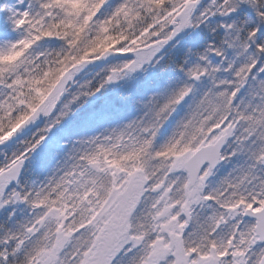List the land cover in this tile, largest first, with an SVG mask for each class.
Instances as JSON below:
<instances>
[{"label": "snow or ice", "instance_id": "obj_1", "mask_svg": "<svg viewBox=\"0 0 264 264\" xmlns=\"http://www.w3.org/2000/svg\"><path fill=\"white\" fill-rule=\"evenodd\" d=\"M216 16L232 21L219 25L226 38L180 67L187 82L153 97L147 120L50 169L55 146L40 149L73 105L160 64L182 33ZM41 42L62 45L38 51ZM109 57L123 62L103 83L77 84ZM251 83L259 102L242 108ZM40 123L21 148L17 138ZM239 157L251 165L217 181ZM0 264H264V0H0Z\"/></svg>", "mask_w": 264, "mask_h": 264}, {"label": "rangeland", "instance_id": "obj_2", "mask_svg": "<svg viewBox=\"0 0 264 264\" xmlns=\"http://www.w3.org/2000/svg\"><path fill=\"white\" fill-rule=\"evenodd\" d=\"M203 3L206 6H210L212 3V0H203ZM231 22L232 21L226 17H219V16L209 17V18H207L206 23L202 24L200 27H198L196 29H189L187 32L182 33L181 36H179L177 38V41L174 42V44H175L174 51L169 53L170 54L169 57L174 55L176 60L179 61L180 65H178V68H176V69L167 71L169 73L168 78L165 80V81H167V83L165 84L164 87H162L160 89V91L159 90L153 91V96L157 95L158 99L162 98V99L166 100L168 96L172 95L173 92L177 91L180 87H182L187 82V76H186V71H180L179 70L180 67H185V69H186L187 67L194 66L198 62L199 56L204 54L207 51L209 45L215 43V40L213 39V37H215L217 34L220 35L221 39H225L227 36V33L225 32L224 29L220 28L219 25H222L224 23H231ZM240 23H242V21ZM194 35L197 36V38H196L197 42H196L195 46L193 45V40L189 44L185 45V43H186L185 40L193 37ZM15 38H18V37H16L14 34L13 39H15ZM172 48L173 47H171L170 49H168V48L165 49L162 54L165 55V53L167 51L171 50ZM178 53H181V54H178ZM229 58L231 59L232 57L230 56ZM209 60L212 63H216V59L214 57H212L211 55H209ZM122 62H123L122 58L109 57L103 61H98L94 64L88 65L77 75V77H76L77 84L78 85H90L91 88L95 89L101 83H103L105 81L110 70L113 67H118ZM152 67H148L146 69V71H139L137 73L132 74L129 77H125L123 79H120L117 82H114L111 84H105L103 89H101L100 92L95 94V96H94L95 99L93 98L94 100H89V99L83 98L84 101H87V103L85 105L94 106L96 104H99L101 101V97L99 95L103 94L102 97L103 96L106 97L105 94L109 92L110 93V95L108 94L109 96H113L114 99L118 98V101L116 104L117 108L122 107L124 105L125 99H123L120 95H118V97H117L118 92L127 91L128 89L132 88L130 86H134L136 84L141 85L143 83V81H147L148 77L150 75L154 74L155 70H158V68H157V69H153L151 71ZM133 78L136 79L134 82L130 83L127 86H122V87H120V89H115V87H117L118 85H120V84L122 85V83H125L128 80H131ZM225 78H227V74H225ZM255 88H256L255 83H251L247 88L242 90V99L244 100V104L242 105V108H247V106L250 102L253 104H256L259 102L258 97H256V98L253 97V89H255ZM76 90H77V88L74 87L73 91L75 92ZM122 95H123V93H122ZM160 95H162V96H160ZM192 102H193V97L190 96L183 104H181L177 108V111L174 114L173 118L164 126L163 129H161V136L158 139L164 140V138L161 139L162 135L166 134L168 129L174 130L176 123H178L179 119L188 112L189 107L192 104ZM130 104L133 105V106L130 105V108L128 110L129 113H131V114L129 115L130 117L123 122V126L120 124V126L116 130L107 129L105 134H111L112 132L121 130V128L123 129L125 126H127L130 123H133L134 121L141 120V117H139V113L142 112L149 105V102H148V98L144 99L143 97L142 98L139 97V98H135ZM77 106L78 105H73V111L71 113L76 112V111L78 112L80 110L79 108L76 109ZM103 107H104V110L109 109V106L107 104H104L102 106H100V104H99V107L95 106L97 111L101 110V108H103ZM148 116H150V112L148 113L147 117ZM41 125H42V123L37 124V125L33 126L32 128H30L29 130H27L22 135H20L17 138L18 145L22 148L23 145L21 142L24 140H27V139H31L32 135H34L36 132L39 131ZM60 125H62V124H59V126ZM59 126L58 127L56 126L52 130V132L49 134L48 140L41 147L40 152H42L46 148L48 149L49 146H54L55 138L58 135L56 130H57V128H59ZM167 126H170V127H167ZM96 137H100V136H96ZM93 138H95V136L85 137L84 142H82V140H81V142L79 141V142L73 143V144L67 146V148L66 147L63 148L64 145L57 146L58 149H56L55 154H57L59 152L64 156L60 160L58 167L70 165L72 163V161L70 160V156L73 154L74 150H80L84 147H87L86 142L93 139ZM51 142H52V144H51ZM253 147L255 148L256 146L254 145ZM60 149H62V150H60ZM228 162L230 164L234 163V170L232 169V171H231V173L233 175H234V173L236 175L241 173V172L235 171L236 168L237 169H243L244 165H251V162L247 157L233 158L232 160H229ZM56 168H53V170H55ZM233 171H234V173H233Z\"/></svg>", "mask_w": 264, "mask_h": 264}, {"label": "trees", "instance_id": "obj_3", "mask_svg": "<svg viewBox=\"0 0 264 264\" xmlns=\"http://www.w3.org/2000/svg\"><path fill=\"white\" fill-rule=\"evenodd\" d=\"M193 38H197V36L194 35L193 37L186 39L185 45L192 42ZM61 45H62V42H58L56 45H51L45 42H41V48L38 51H58ZM171 47L172 46H169L168 49H170ZM178 54H181V53H178ZM178 65H180L179 61L176 60L174 55L170 57L168 56L167 58L163 60V62H161L155 68V69L158 68L157 72H155L153 75H150L147 81H143L141 85L136 84L134 86H130L132 88L128 89L127 91L118 92L117 97L118 95H120L123 99H125L124 105L120 108L119 107L117 108L116 106L118 98L114 99L113 96H109L110 94L108 96L105 95L106 97L104 96L102 97L103 94L102 95L100 94L99 96L101 97V101L99 104L100 106L107 104L109 106L108 110H104V107H103L101 108V110L97 111L95 106L99 107V104H96L94 106L87 105L81 108L78 112L76 113L73 112L74 114L71 113L69 116L63 119V121L60 123L62 125L60 126L57 125V127L59 126V128H57L56 130L58 135L55 138V144H54L55 149H58L57 146H60V145H64L63 148L64 147L67 148V146L73 143L79 142V141L81 142V140L82 142H84L85 137H88V136L89 137H93V136L102 137L106 133L107 129L116 130L120 126V124L123 126V122L126 119H128L130 117L129 115L131 114L128 111L131 105L130 103L135 98H139V97L140 98L143 97L144 99L148 98V102L153 97L157 98V95L153 96V91H156V90L160 91V89L165 86V84L167 83V81L165 80L169 76V73L167 71L178 68ZM122 93L124 96L122 95ZM94 96L95 95L86 97V99L94 100L95 99ZM161 99H158V100L160 102H164V99L162 100ZM86 103L87 101H84V99H82V101L76 107V109L82 107ZM148 113H149V106H147L142 112L139 113V117H141V119L146 118L145 120H147V118H149V116L147 117ZM42 127H43V124L40 126V128ZM167 127H170V126H167ZM172 131L173 130L168 129L167 130L168 134L167 133L163 134L161 139L164 138V140H166L171 135ZM164 140L159 139V142H163ZM50 147L51 146H49V148ZM49 148L48 149L46 148L41 153L48 152ZM63 157L64 156L59 152L57 154H54V156L51 159L50 169L53 170V168L58 167L59 166L58 164Z\"/></svg>", "mask_w": 264, "mask_h": 264}, {"label": "flooded vegetation", "instance_id": "obj_4", "mask_svg": "<svg viewBox=\"0 0 264 264\" xmlns=\"http://www.w3.org/2000/svg\"><path fill=\"white\" fill-rule=\"evenodd\" d=\"M251 162V161H250ZM252 163V162H251ZM250 165H244L243 166V169H235V171H238V172H242L243 170H245L246 168H248ZM232 169L234 170V163H229L228 161L224 162L221 166H220V170L218 172V175L216 177V180L219 181L221 179H224L226 177H228L232 171ZM234 173V171H233ZM233 175V174H232ZM234 175H236L234 173ZM215 187V184L213 185Z\"/></svg>", "mask_w": 264, "mask_h": 264}]
</instances>
